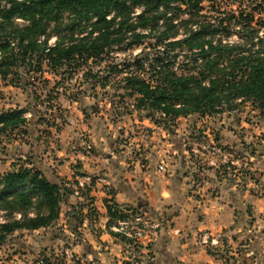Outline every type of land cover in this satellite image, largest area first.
I'll return each instance as SVG.
<instances>
[{"label": "rangeland", "instance_id": "obj_1", "mask_svg": "<svg viewBox=\"0 0 264 264\" xmlns=\"http://www.w3.org/2000/svg\"><path fill=\"white\" fill-rule=\"evenodd\" d=\"M141 10L139 6L134 8L132 20ZM179 10L174 7L167 10L168 17L171 18L170 23L174 30H177V36L172 38L173 40L184 38L190 29L196 30L198 26L209 24L217 27L222 23L223 26H228V30L218 28L208 37L242 43L245 28L236 22L240 16L243 18L247 15L253 16L251 26L260 34L264 32L260 25V20L264 19V0H203L197 25L196 15L191 16L184 7ZM231 16L236 18H230ZM73 18V15L64 13L58 22L61 25L51 22L47 36L39 38L40 45L46 41L47 47H51L60 36L67 34L69 37L71 32L68 30L71 29L67 25L73 24ZM93 21L94 19L82 22V32L79 27H75V38L84 36L91 29ZM242 21L247 22L243 19ZM1 22L0 18V24ZM16 22L24 24L21 20ZM166 26V21L160 20L153 28L154 32L149 28H139L137 31L144 34L139 43H133V38L128 35L123 44L111 47L98 57L86 61L78 59L55 69L51 66L46 52H35L24 63L18 59L5 79L0 75V114L8 110L24 109V115H34L30 123L39 125V128L38 132H33L34 137H26L24 132L16 134L9 129L0 134V160H4L6 164L11 162L16 167H23V162L39 156L34 149L28 147L32 143L31 138H37L35 134H39V138H44L47 143L53 139L58 141V130L68 124V119L81 121L84 119L82 117L86 118L88 115L93 124L102 125V128L106 126L105 129L109 130L110 134H115V148L119 150L130 147V160L137 159L141 164L147 159L145 153L150 152L146 136L149 135L148 131L150 132L147 122L151 121L156 125L154 131L158 133L159 140L152 141V145L156 147L154 150L164 151L168 157V152L172 153L179 147L182 149L181 156L187 158L188 166L194 170L190 174L189 182L190 191H194L192 196H196V176L199 177V168H206L210 164L208 161L213 157L221 166L222 176L226 175L227 179L237 181L239 187H244L255 197L259 196L264 200V109L257 107L252 101L236 99L231 107L223 105L218 112L210 115L191 114L168 119L158 112L139 107L136 96L131 95L126 77L136 74L145 80H151L155 69L153 66L158 57L163 59L164 63L170 62V68L177 74L196 72V55L182 47L167 48L166 39H157ZM3 43L4 41L0 40V45ZM10 47L15 54L20 53L15 40L10 39ZM137 61L142 66L141 69L136 65ZM83 111L86 113L81 114ZM226 130L230 134L234 132L231 138L223 135ZM160 137L163 138V143L167 141V145H164L169 148L162 146ZM78 138L79 140L72 141L74 146L76 144L74 150L80 149L79 142L82 140L87 146L91 145L90 142L88 145V136L82 129L78 132ZM52 144L55 146L53 142ZM103 148L109 152L107 146ZM6 164L2 165V170ZM74 164L78 165L77 162ZM251 206L249 205V210L246 211L245 225L239 234L245 237L244 241L239 242L240 245L237 243L232 250L218 245L213 249V254L222 257L221 264H264V259L259 262L250 254L254 236L259 232L253 224L256 218ZM3 248L0 247V264H6L5 260L8 264L22 263L21 256L20 262L12 259V251L3 255V250H9ZM241 250L243 256H240ZM246 251L249 257H245ZM17 252L18 250L15 253ZM41 254L34 259L36 264ZM234 254L239 256L235 257ZM5 256L8 257L5 259Z\"/></svg>", "mask_w": 264, "mask_h": 264}, {"label": "crops", "instance_id": "obj_2", "mask_svg": "<svg viewBox=\"0 0 264 264\" xmlns=\"http://www.w3.org/2000/svg\"><path fill=\"white\" fill-rule=\"evenodd\" d=\"M24 117L25 125L13 133L24 132L26 137H34L33 132H38L39 125L30 123L33 114ZM82 118L81 121L68 119V124L58 130V141L53 139L47 143L35 134L37 138H31L28 147L39 156L23 163L30 166L32 162L54 184L76 183L88 175L102 178L109 186L105 188L104 183L93 181L83 198L68 196L60 204L59 216L52 225L14 232L0 246L9 248L3 250V255L12 251V259L20 262L21 256V264H31V260L36 264L34 259L38 254L45 251L57 254L67 248L78 264H134L123 239L111 230L113 220L107 206L139 208V204H144L141 209L159 226L150 231L149 255L142 256L140 264H221L222 257L213 254V249L218 245L232 250L244 241L245 237L239 234L245 225L246 211L252 205L256 218L253 224L259 232L254 236L250 254L259 262L264 259V200L239 187L237 181L222 176L217 159L212 157L206 168H199L196 196H192L194 191H190L189 182L194 170L188 166L187 158L181 156L179 147L168 152V157L164 151L154 150L152 141L158 140L154 122H147L150 152L145 153L146 161L139 164L137 159L130 160V147L115 148V134H110L106 126L93 124L88 115ZM80 129L86 132L88 145L89 142L91 145L87 146L82 140L80 149L74 150L76 144L74 146L72 141L79 140ZM233 134L227 130L223 133L228 138ZM160 140L163 147L169 148L165 146L167 141L164 145L162 137ZM105 146L109 152L103 148ZM0 164L1 173L18 168L4 160H0ZM3 164L6 167L2 170ZM160 165L163 169H159ZM244 255L249 257L247 251Z\"/></svg>", "mask_w": 264, "mask_h": 264}, {"label": "trees", "instance_id": "obj_3", "mask_svg": "<svg viewBox=\"0 0 264 264\" xmlns=\"http://www.w3.org/2000/svg\"><path fill=\"white\" fill-rule=\"evenodd\" d=\"M203 0H0V75L5 79L11 68L20 59L21 63L36 52H46L51 66L71 63L78 59L98 57L113 46L123 44L128 35L133 43H139L144 34L139 28L154 27L160 20L166 21V29L157 36L166 39L167 48L182 47L196 55V72L177 74L156 58L151 80L133 74L126 77L132 96H136L139 107L160 113L165 118L176 119L191 114L200 116L212 114L226 105L231 107L236 99L252 101L264 109V32L260 34L251 26L253 16H237V25L244 26L242 43L225 42L208 37L218 28L228 30V26H198L190 29L180 40H173L177 30L171 25L168 11L182 7L191 15L201 17ZM142 10L132 20L135 7ZM180 11V10H179ZM64 13L74 16L71 30L60 36L55 44L47 47L46 41L40 45L39 38L47 36L51 22L61 25ZM236 16H231L233 18ZM245 18V19H244ZM91 23L90 30L80 38H75L74 29L82 22ZM245 20L247 22L242 21ZM21 20L24 24H17ZM264 29V19L260 20ZM10 39L15 40L20 53L15 54L10 47ZM196 51V52H193ZM41 57V56H39ZM163 61V62H162ZM159 64V65H158ZM139 69L142 66L137 61ZM40 66L38 65V70ZM30 69V68H29ZM24 109L8 110L0 114V134L8 129H21L27 122ZM71 195L64 183L54 184L30 162V166L18 167L13 171L0 172V246L7 237L19 230H37L53 224L58 218L60 204ZM126 208L133 213L144 207ZM114 223L126 214L116 204L107 206ZM119 235V234H118ZM124 241V240H123Z\"/></svg>", "mask_w": 264, "mask_h": 264}, {"label": "built area", "instance_id": "obj_4", "mask_svg": "<svg viewBox=\"0 0 264 264\" xmlns=\"http://www.w3.org/2000/svg\"><path fill=\"white\" fill-rule=\"evenodd\" d=\"M159 169H163L162 165ZM93 181L105 184V188L109 186L102 178H92L88 175L84 176L76 183L68 181L64 183V187L71 191V196L75 198H83L84 193L88 191ZM126 216L123 219L116 220L111 230L119 234L124 240L125 247L129 250V255L134 264H140L142 256L149 255L150 250V231L156 229L159 225L154 223L152 219L142 210L136 212L122 208ZM37 260V264H78L73 252L69 249H62L57 254L43 252ZM149 264V263H145Z\"/></svg>", "mask_w": 264, "mask_h": 264}]
</instances>
